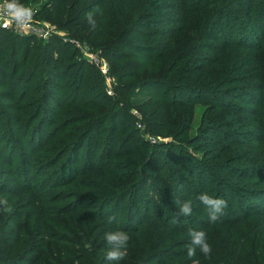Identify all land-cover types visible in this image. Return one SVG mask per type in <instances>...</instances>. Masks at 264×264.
Listing matches in <instances>:
<instances>
[{
  "label": "trees",
  "instance_id": "obj_1",
  "mask_svg": "<svg viewBox=\"0 0 264 264\" xmlns=\"http://www.w3.org/2000/svg\"><path fill=\"white\" fill-rule=\"evenodd\" d=\"M242 1H249L246 17L234 11L244 10ZM248 1L47 0L35 17L57 24L67 36L51 33L42 42L37 35H21L0 26V88H4L0 114L9 111L7 123L16 126L13 135L2 140L11 156L8 169H0L4 178L0 195L7 181L20 178H25V187H9L11 194L45 188L39 198L24 204L26 208L37 205L38 212L29 213L23 225H12L16 217L6 214L11 202L0 204V264L133 260L135 264H264V192L259 188L264 183V0ZM16 2L23 6L30 0ZM230 16L240 20V25ZM242 29L245 40L240 36ZM76 40H86L108 62L117 79L114 96L98 65L81 56ZM10 41L13 59L2 56L4 44ZM25 66L29 67L20 71ZM56 81L63 92L58 99L51 91ZM163 86L167 88L162 92ZM145 90L156 91L149 95ZM254 90H260L258 100L262 99L256 109L238 107L253 117L233 115L232 101L227 98ZM145 95L151 96L146 102ZM205 97L210 101L203 110L199 134L191 138L188 132L195 115L191 100ZM51 102L56 103L55 113L61 120L52 123L46 137L37 129ZM30 107L34 109L26 111ZM131 107L141 110L144 118L138 119ZM152 107L154 111H148ZM243 120L249 128L244 132H251L245 136L252 140L259 136L262 143L248 144L246 149L247 143L237 139L243 129L234 126ZM84 121L79 131L76 125ZM257 129L262 135L254 133ZM96 130L94 138L90 132ZM146 132L173 139L152 144L144 137ZM221 136L229 138V143H221ZM47 138L50 144L44 150L48 153L40 165L47 169L48 179L36 181L31 177L32 163L40 160L35 157ZM99 145L103 152L98 153ZM15 147L27 148L21 152L20 165L12 156ZM190 148L203 150L209 157L199 158ZM107 152L114 156L106 157ZM224 152H230L231 158L224 160ZM234 160L242 164L235 165ZM213 169L227 175L210 183L214 171L209 170ZM60 171L67 174L55 178ZM233 173L239 174V180L231 178ZM81 180L86 181V197L79 199L76 196L85 187ZM148 187L149 191H142ZM250 190L260 201L247 198ZM204 192L224 199L227 205L239 200L236 206L243 215L231 213L236 219L220 216L210 222L208 209L198 200ZM59 201L64 203L58 205ZM85 201L86 209L78 215L80 225L66 227L59 222L69 238L57 237L54 215L67 213L73 218ZM185 201L192 202L191 217L178 214ZM116 230L130 237L126 255L123 260L108 261L111 246L105 234ZM192 230L206 233L210 255L197 248L194 257H187Z\"/></svg>",
  "mask_w": 264,
  "mask_h": 264
},
{
  "label": "rangeland",
  "instance_id": "obj_2",
  "mask_svg": "<svg viewBox=\"0 0 264 264\" xmlns=\"http://www.w3.org/2000/svg\"><path fill=\"white\" fill-rule=\"evenodd\" d=\"M45 1H47V0H37V1H35V0L31 1L30 0V2L28 4H23V7L27 8V9H35L36 8L38 10V9L41 8L42 4ZM10 2H12V1H10V0H0L1 4H6V3H10ZM248 2L244 3V1H242L241 7L244 8L243 11H241V9L234 10L235 13H238L239 17H246L247 16L246 9L249 7L248 6ZM235 17H237V16H235ZM226 18L228 19V17H226ZM35 19L39 22V25L41 26V28L43 30H46L48 33H50V34L51 33H57L59 35L67 36L66 31H64L62 28H60V26H58L57 24L46 20L42 16L35 17ZM230 19L232 21H235L237 23V25H240V24H238V23H240V20L234 18V16H230ZM21 35H24V33L21 34ZM48 36H49V34L47 35V37H44V36L43 37L42 36L39 37L38 36V38L41 39L42 42H43V41H45L48 38ZM240 36H241V39L245 40L246 35L243 33V29H242V34ZM237 37L239 38V36H237ZM73 41H75V40H73ZM262 41H264V35H263ZM76 44H77V46L80 47L81 56L84 59H86L90 63H95V64L98 65L99 70L101 71V73L105 77V83H106V86L108 88L107 89L108 92L111 95L114 96V94H115L114 84H115V82L117 83V79H116L115 76L112 75L108 62H106L103 59H100L97 50L94 49L93 47H90L88 45V43L86 42V40H78V41L76 40ZM13 47H14V43H12L11 41L7 42L6 44H4V48H3L4 52L2 53V56L4 58H7V59H13L14 58V56L12 55V48ZM203 63H206V62H203ZM28 67L29 66H25L20 71H23L24 69H27ZM10 71H11V67H10ZM38 71L40 72V71H43V70L40 68ZM7 80H9L8 83L11 81L10 78H8ZM166 88H167V86H163V88H161L162 92ZM0 90H4V88L2 87V88H0ZM51 91H52V94L54 96V99H58L59 97H61V98L63 97V92L59 89L57 81L51 87ZM145 91H146L145 93H148V94L150 93V94L154 95L156 90H145ZM258 93L259 94L261 93L260 90H254V91L246 93V94H240V96L228 97L227 99L229 101H232L231 104H229V107L232 110L231 113L233 115H235V116L240 117V118L253 117L250 114H248L247 112H243L242 111L243 108H238V107H239V104H240L241 106L245 107L246 109H252L253 108L252 110H255L256 107H257L258 101L262 100V99L258 100V97L260 96ZM256 96H257V101L254 102V99H255L254 97H256ZM149 97H151V96H149ZM149 97L147 95H145V96H143L142 99H143V101L146 102V101H148ZM209 101H210L209 98H206V97L205 98H199V99L196 98V99H192L191 100V104L190 105L194 106V112H195L194 119H193V124H192V129L188 132V135L191 136V138L196 137L199 134L200 123H201V119H202V116H203V110L206 107V102L209 103ZM82 102H83L84 105H86V98H84V99L82 98ZM233 103L235 104V106L233 105ZM236 104H237V106H236ZM90 105H92V104H90ZM33 109H34L33 107H30L29 110L26 109V111H32ZM56 109H57L56 103L55 102H53V103L51 102L50 108H48L45 111V116L40 119V123L41 124L38 126L37 133H40L41 135L44 133L45 136H46L47 135V131L53 126L52 123L54 121H55V123H57L56 121H60L61 120V116H57L56 113H55ZM85 109L86 108H82V109L81 108H77V111H84ZM152 110L154 111V107L148 109V111H152ZM86 111H88V110H86ZM131 111L137 116L138 119H139V117L144 118L143 112L141 110H138L136 107H131ZM120 113H122V112H120ZM9 114H10L9 111H5L2 114H0V119H1V121L3 123V127L0 130V169L1 170H7L8 169V165H7L6 162H7V160H10L9 159V155L11 156V151L8 150V149H4L3 148L2 140L6 141V138L10 137L11 134L13 135L12 131L16 127V126H11V125H9L7 123V120H8L7 117H8ZM118 119H120V120L123 119V115L122 114L118 115ZM244 121L245 120H243L242 122H238L234 126L237 129H243V130H239L240 131V135L237 136V139H241V141L247 143V144H245L246 145L245 146L246 149L248 147V144L262 143L263 142V138H259V136H258V138H255L254 140H252L251 138L248 137L251 132H244L247 129H249L248 125L245 124ZM85 125H86V121H84V122H82L80 124H77L76 126L78 127L79 131H81L85 127ZM138 127H141L143 129L144 128L143 123L138 121ZM90 133H91L90 135L95 138V137L98 136L99 132L96 130V131H93V132H90ZM254 133H257V135H262L261 129H257V132H254ZM119 134H120V132H116L115 133V135H119ZM104 135H105V133H103V136ZM245 135H248V136H245ZM251 135H253V133ZM37 137L39 138L40 136H37ZM144 137L147 140H149L152 144H155L156 142H159V141H171L173 139L171 136L167 137V136L161 135L159 133L155 134V133H152V132H146L144 134ZM228 139L229 138L226 139V138H223L221 136V141H222L221 143L228 144L229 143L228 141H230ZM215 140H217V138ZM215 140H210L208 143H215L214 142ZM223 141H226V142H223ZM43 143H44L43 144V148H41V150H39V152L36 154V157H35L37 159V155H38L40 160H36V161H34L32 163L33 167H32V171H31V177H32V179H35L36 181H41L42 179H48L47 176L45 177V173H46L47 169H45V167L43 165H40V164L44 160V155L43 154H47L48 153V152H45L44 147L49 146L50 142H48V138H47V139L44 140ZM197 143L200 144V143H204V142L201 141V142H197ZM226 144H224V145H226ZM232 147H235V146H231V149H233ZM190 149L192 150V148H190ZM243 149H245V148H243ZM26 150H27V148L22 147L19 150V148L17 147L16 150L12 151V156L14 157L13 159H15L14 163L16 165H20L21 164V152L22 151H26ZM85 151H86V147L82 150V153H81L80 166L83 165V162H84V159H85ZM97 151H98V153L103 152V147L99 145ZM192 151L199 158L209 157L208 155H206V152H203V150L195 149V150H192ZM107 153L108 154H104V155H106V157H113L114 156V153H109V152H107ZM224 153H225L224 154V160H227L226 159L228 157L227 155L230 152H224ZM228 158H231V157H228ZM99 159H103V158H99ZM213 161L215 163H219L221 160L214 159ZM154 164L157 165L158 162L155 161ZM234 164L235 165H240V164H242V162H238L237 160H234ZM39 165H40L41 169L39 168ZM217 165H223V164H217ZM81 170H79V172H77V171L74 172L73 175H77L78 173L81 172ZM209 171H214V172H211V173H213V175H211V177L209 178V182L210 183L212 182L213 179H215L219 175H222V176H226L227 175L226 172H223V174H219L220 171H218V170L215 171L214 169L213 170H209ZM66 174H64V172L60 171V173L56 174L54 177L55 178H61L63 175H66ZM233 174H234V176L231 177V178H233L235 180L236 179L239 180L238 179L239 174L238 173H233ZM80 176L81 175H79L78 177H80ZM81 177L85 178L84 176H81ZM3 179H4L3 176H0V183L2 182ZM20 179H22V180L13 181V182L7 181L4 184V185H7V186H6L5 189H2L3 191H2V194L0 195L2 200H7V203L11 202V206L9 208H7L6 214H11L12 217H16L15 223L12 224V225H14L16 227L19 225L20 222H22V225H23L27 221L26 217H27V215L29 213H31L32 211H35V213L38 212V206L37 205H33L30 208H26L25 205H26L27 201H31L34 198H39V194L45 192V188H43L40 191L28 192V193H26L24 195H22V193L19 194V195L11 194L10 193L11 189L9 187H14L13 189H15V190H21L22 188L25 187L22 184L25 181L24 180L25 178H20ZM81 181H84L85 187L82 188V189H84L83 192H78V195L76 196V198H79V199L83 198V197H86V181L85 180H81ZM247 187L251 188L252 186H247ZM261 187H262V192H264V183L261 184V186H259V188H261ZM145 190L149 191L150 188L149 187L148 188H144L142 191L144 192ZM252 191H254V190H250L249 193H247L249 195V196H247V198L249 200H253L254 203L260 201V196L255 198L257 195L256 196H252L253 194H251V193H255V192H252ZM31 195H33V196H31ZM238 201L239 200H236V199H232V200L228 201L227 207H230V210H228V208H224L222 210V214H220V216H222L223 218L236 219V216H234L231 213H236L237 215H243V212L240 211L238 209V207L236 206L237 203L239 204ZM57 203H58V205H62L64 202H60L59 201ZM86 205H87L86 201L82 202L81 205L78 208H76V210H78V211L74 212V214H73L74 217L73 218L70 216V214H67V213L66 214H56V215H54V217L57 218V222H56L57 227L56 228L53 227V230L58 233L57 237H61L60 235H62L64 238H69L68 232H66L64 228H61L62 224H59V222L62 221L63 223L67 224V225H65L66 227H71L73 225H80L81 221H79L80 218L78 217L79 211L83 210V209H86ZM261 209H263V207H261ZM110 211H111L110 209L107 210L108 213H110ZM208 211L209 210H206L207 214H208ZM58 212H59V210H57V212H55V213H58ZM192 215H194L193 212L188 217H191ZM20 216H22V218H19ZM62 227H64V226H62ZM129 246L133 247V249H135V245L134 244H131ZM135 263H136V261L133 260V261H124L122 264H135Z\"/></svg>",
  "mask_w": 264,
  "mask_h": 264
},
{
  "label": "clouds",
  "instance_id": "obj_3",
  "mask_svg": "<svg viewBox=\"0 0 264 264\" xmlns=\"http://www.w3.org/2000/svg\"><path fill=\"white\" fill-rule=\"evenodd\" d=\"M5 10L9 16L17 21L19 24L25 23L30 19L32 13L30 9L18 4L16 0H12L10 3L4 5ZM89 20L91 17L89 16ZM198 200L209 210V220L214 223L219 219L222 210L227 207V202L222 198H214L207 192L201 193L198 196ZM0 204L7 205V200L0 201ZM5 210H7L5 208ZM178 214L182 216H190L192 214V202L185 201L179 208ZM191 237L190 245L187 248V257L191 259L195 256L197 248L205 256L211 254V245L207 242V236L204 231L192 230L189 232ZM105 239L108 245L111 246V250L106 254V260L108 261H120L123 260L126 251L127 244L130 239L128 233L120 230L111 231L105 234ZM193 264H196L194 261Z\"/></svg>",
  "mask_w": 264,
  "mask_h": 264
},
{
  "label": "built area",
  "instance_id": "obj_4",
  "mask_svg": "<svg viewBox=\"0 0 264 264\" xmlns=\"http://www.w3.org/2000/svg\"><path fill=\"white\" fill-rule=\"evenodd\" d=\"M5 4L0 3V26L14 31L19 34H34L39 37H47L48 33L46 30H43L39 25V22L35 19V14L37 13V9H30L31 10V17L25 23L19 24L17 21L13 20L7 11L4 8Z\"/></svg>",
  "mask_w": 264,
  "mask_h": 264
}]
</instances>
